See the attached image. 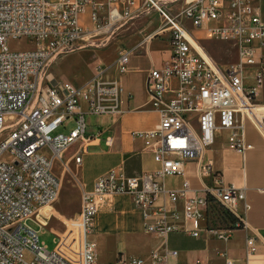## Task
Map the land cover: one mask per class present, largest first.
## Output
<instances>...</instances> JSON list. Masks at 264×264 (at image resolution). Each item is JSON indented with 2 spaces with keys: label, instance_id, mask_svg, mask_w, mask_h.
<instances>
[{
  "label": "built area",
  "instance_id": "obj_1",
  "mask_svg": "<svg viewBox=\"0 0 264 264\" xmlns=\"http://www.w3.org/2000/svg\"><path fill=\"white\" fill-rule=\"evenodd\" d=\"M256 1L0 0V137L6 131L0 138V264H103L89 235L99 208L120 194L131 196L144 230L157 237L174 231L196 237L207 230L227 240L233 230L247 227L251 205L246 189L224 183L202 155L221 131H227L226 142L233 151L250 150L252 144L244 140V117L254 116L264 131V115L251 108L256 87L264 82V20ZM152 12L159 25L144 41L168 34L171 52L146 78L149 103L159 112V120L153 129L131 134L142 139L155 167L128 176L117 165L97 176L91 189L80 185L79 218L63 236L55 233L56 246L48 250L28 221L33 218L44 227L36 214L58 198L61 182L54 167L61 163L63 150L78 139L90 140L87 115L120 114L122 87L101 79L103 70L81 85L67 80L42 84L41 73L58 55L92 45L98 34L111 36ZM25 37L34 42V49L8 50L9 39ZM204 39L234 46L236 61L216 63L202 44ZM131 51L116 59L119 74L128 70ZM248 67L255 68L254 85L249 87ZM68 119L74 123L68 132L53 135L60 125L67 128ZM111 142L108 136L105 143ZM80 153L73 158L76 164L81 163ZM191 161L198 163L209 184L195 191L184 179L180 188H166L165 178L184 176L185 164ZM212 206L225 209L233 217L232 226L219 228L210 222ZM176 252L151 251L148 260L166 264ZM246 254L247 258L255 254L251 236ZM143 262L117 255L112 264ZM224 264L233 262L226 258Z\"/></svg>",
  "mask_w": 264,
  "mask_h": 264
},
{
  "label": "crops",
  "instance_id": "obj_2",
  "mask_svg": "<svg viewBox=\"0 0 264 264\" xmlns=\"http://www.w3.org/2000/svg\"><path fill=\"white\" fill-rule=\"evenodd\" d=\"M259 1L255 2L258 8ZM86 18L87 14L83 16V19L88 24ZM261 18L264 20L262 14ZM158 25L159 18L154 12L148 17L136 20L134 25L123 30L130 29L131 32H123L125 35L123 38L112 42V52H109L107 47L103 53L98 54L94 60V72L87 74L88 79L79 83L67 80L73 84L81 85L94 76L98 70H103L101 79L113 80L122 87L120 114L99 115L100 123L92 128V134L89 135L90 140L78 139L62 152L63 156L73 144L77 143L76 150L70 153L67 158H62L61 163L68 164V169L71 168L70 164H73L72 167L76 171L79 184L86 189L93 187L97 176L117 165H122L128 176H137L141 172L155 167L142 139L133 137L131 133L153 129L159 120V112L153 109L149 103L146 78L153 66H160L169 58L171 49L168 44V34L144 41L145 35L151 33ZM127 50H132L126 63L128 70L119 74L115 61ZM254 70V67L245 69V86L247 87L254 85V80L251 77ZM258 88L262 93L261 98H264V82L261 86L256 87V91ZM256 91L254 100H258ZM255 104L264 107V104ZM82 108H86L85 103L82 104ZM243 125L244 140L252 144L250 150L243 154L233 151L226 142L227 131H221L216 135L215 143L203 151L202 158L203 161H211L212 168L221 174L224 183L246 189L247 201L251 205L246 215V221H248L246 228L233 230L231 238L227 240L221 239L207 230L200 231L196 237L179 231H174L166 238L157 237L144 230L141 211L134 206L131 196L128 194L115 195L106 207L117 206L122 199L126 198L129 201V209L122 210L121 213L124 214V217L116 214L107 225L103 224L99 218L104 207L96 213L93 231L89 238L95 230L101 232L97 234L102 235V239L96 241V239L90 238L96 242L95 256L98 262L112 264L117 255H122L126 258L144 259L143 264H150L148 256L151 251L164 253L166 250H176L175 256H169L166 264H175V262L180 264H224L226 258L232 260L233 264H264V131L255 117L251 115L244 117ZM108 136L112 137V142L107 145L105 139ZM79 151H81V163L76 164L73 158L79 154ZM184 179L189 180L191 189L195 191L209 184L208 177L199 173V165L196 161L185 164L184 176L167 177L164 184L168 189H177L181 187ZM173 181L175 183L170 184ZM177 206L181 209V203H178ZM239 208L243 209L241 202ZM128 212L129 215H126ZM229 226L230 221L226 225H217L219 228ZM250 236L254 238L255 254L254 257L247 258L246 242ZM107 238H112L111 241H113L109 256L103 255V249H101V246L106 245ZM97 246H100L98 252Z\"/></svg>",
  "mask_w": 264,
  "mask_h": 264
},
{
  "label": "rangeland",
  "instance_id": "obj_3",
  "mask_svg": "<svg viewBox=\"0 0 264 264\" xmlns=\"http://www.w3.org/2000/svg\"><path fill=\"white\" fill-rule=\"evenodd\" d=\"M259 8L262 17L264 18V0L259 1ZM210 25H213V23ZM123 30L124 28H120L119 30H116L111 36H106L107 34H98V36L93 38L95 41L94 44L83 46L80 45V48L73 50L71 53L58 55V57L54 58L48 63L47 66L44 67L45 69L42 71L40 76L41 83H55L58 82V80H70L73 83H79L88 79L89 77L87 74L89 72H91V74L94 72V60L97 58L98 54L103 53L107 47V50L112 52V42L123 38L125 36L123 32H131L130 29L127 31ZM79 44H82V41H80ZM202 44L206 47L214 61L220 65L235 62L237 59L235 47L231 46L227 42L204 40ZM7 48L9 51H26L34 49L35 44L28 37L9 39ZM256 96L258 100H254V102L264 104V98H261L262 93L259 88L256 91ZM100 120L101 117L99 115L92 114L91 116H86L87 135L92 134V128L95 125H99ZM67 124V128H63L60 125V127L55 130L53 135L60 133V131L68 132V130L74 125L73 120L68 119ZM5 134L6 131L3 132L4 136L0 138L5 137ZM76 148L77 143L73 144L71 149L65 153L62 158H67L70 153L76 150ZM72 166L73 164H70V169H64L63 163H58L55 166L56 175L59 177L61 182L58 198L53 203L46 205V207L39 210L36 214L37 220L44 227H39L33 218L29 219L28 221L30 226L32 225L36 230H38L39 241L44 243L48 250H53L56 246L57 235L54 232L63 236L67 233L66 230H70L73 227V224H75L79 218L80 184L78 182L76 171ZM173 183L175 182H170V184ZM113 197H111V200ZM108 204L109 202H106L100 207L104 208L99 214V218L105 225L109 224L110 220L116 216V214L120 217H124V214L121 213L122 210L126 211L129 209V201L126 198L122 199V201L119 202L117 206L113 207L110 205V207L107 208L106 206H108ZM115 210L116 212H114ZM126 215H129V212ZM221 224H223V222H221ZM97 233L101 232L95 230L90 238L94 240L96 239V241L97 239H102V235ZM106 240V245L103 247L101 246V249H103V255L106 254L109 256L113 241H111L112 238H107ZM99 250L100 246H97V252Z\"/></svg>",
  "mask_w": 264,
  "mask_h": 264
},
{
  "label": "trees",
  "instance_id": "obj_4",
  "mask_svg": "<svg viewBox=\"0 0 264 264\" xmlns=\"http://www.w3.org/2000/svg\"><path fill=\"white\" fill-rule=\"evenodd\" d=\"M209 218L210 222H212L214 225L219 224L222 225L221 222H223L224 225L228 224V221H230V226H232L233 223V217L223 208H218L215 206H212L209 212ZM229 226V227H230Z\"/></svg>",
  "mask_w": 264,
  "mask_h": 264
},
{
  "label": "bare ground",
  "instance_id": "obj_5",
  "mask_svg": "<svg viewBox=\"0 0 264 264\" xmlns=\"http://www.w3.org/2000/svg\"><path fill=\"white\" fill-rule=\"evenodd\" d=\"M251 108L253 109V112H255L257 115H259V116L264 115V107L254 104ZM41 209L42 208H40L39 210H41Z\"/></svg>",
  "mask_w": 264,
  "mask_h": 264
}]
</instances>
